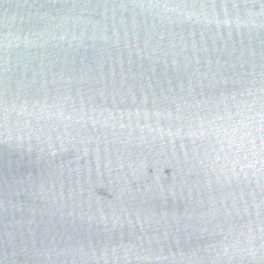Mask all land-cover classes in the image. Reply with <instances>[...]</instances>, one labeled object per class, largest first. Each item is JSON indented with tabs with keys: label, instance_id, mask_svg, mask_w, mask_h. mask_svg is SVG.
Returning a JSON list of instances; mask_svg holds the SVG:
<instances>
[{
	"label": "water",
	"instance_id": "water-1",
	"mask_svg": "<svg viewBox=\"0 0 264 264\" xmlns=\"http://www.w3.org/2000/svg\"><path fill=\"white\" fill-rule=\"evenodd\" d=\"M0 264H264V0H0Z\"/></svg>",
	"mask_w": 264,
	"mask_h": 264
}]
</instances>
